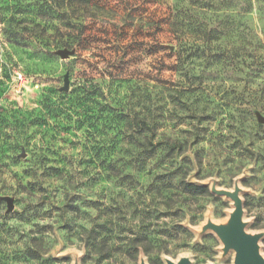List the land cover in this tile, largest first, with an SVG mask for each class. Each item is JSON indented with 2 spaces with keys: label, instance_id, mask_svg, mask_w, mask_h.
<instances>
[{
  "label": "rangeland",
  "instance_id": "obj_1",
  "mask_svg": "<svg viewBox=\"0 0 264 264\" xmlns=\"http://www.w3.org/2000/svg\"><path fill=\"white\" fill-rule=\"evenodd\" d=\"M212 184L264 258V0H0V264H233Z\"/></svg>",
  "mask_w": 264,
  "mask_h": 264
},
{
  "label": "water",
  "instance_id": "obj_2",
  "mask_svg": "<svg viewBox=\"0 0 264 264\" xmlns=\"http://www.w3.org/2000/svg\"><path fill=\"white\" fill-rule=\"evenodd\" d=\"M56 53L61 58H66L71 53L67 49H59ZM64 85L61 90L67 91L69 87V80L67 74L64 75ZM261 122L262 119L258 117ZM210 190L221 196L230 198L233 202V209L229 215L226 223H214L208 220L202 226V231L212 230L223 244L222 251L224 254L230 250L234 252L233 264H264V258L259 252L258 240L261 234H250L245 231V224L242 220L243 208L242 201L239 197V188L236 185L233 190L217 189L215 185H211ZM7 210L12 209V199L4 197ZM167 264H188L187 257L180 258L177 262L171 260L166 261ZM141 264H146L141 261Z\"/></svg>",
  "mask_w": 264,
  "mask_h": 264
},
{
  "label": "trees",
  "instance_id": "obj_3",
  "mask_svg": "<svg viewBox=\"0 0 264 264\" xmlns=\"http://www.w3.org/2000/svg\"><path fill=\"white\" fill-rule=\"evenodd\" d=\"M71 24V23H70ZM71 25H75V24H71ZM79 34H76L75 38L78 37ZM185 188L193 193V194H202L204 193L205 191H207V187L206 186H198L196 184H191V183H187L185 184Z\"/></svg>",
  "mask_w": 264,
  "mask_h": 264
}]
</instances>
